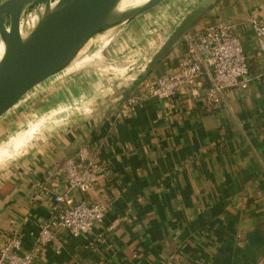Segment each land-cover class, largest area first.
<instances>
[{
  "label": "crops",
  "instance_id": "0c3cea01",
  "mask_svg": "<svg viewBox=\"0 0 264 264\" xmlns=\"http://www.w3.org/2000/svg\"><path fill=\"white\" fill-rule=\"evenodd\" d=\"M177 1L164 2L157 15ZM199 1L156 24L152 56ZM252 19L264 23V0H217L142 80L106 85L93 77L88 111L49 122L1 167L0 248L11 236L23 251L35 248L55 195L67 191L57 170L87 147L107 170L88 193L70 195L105 205V219L78 237L55 231L34 264H264V56ZM218 23L233 27L249 58L257 79L248 89L227 90L215 104L208 85L183 88L172 102L145 99L116 117L142 83L179 67L189 36ZM48 82L0 118V147L49 105Z\"/></svg>",
  "mask_w": 264,
  "mask_h": 264
},
{
  "label": "water",
  "instance_id": "95a60500",
  "mask_svg": "<svg viewBox=\"0 0 264 264\" xmlns=\"http://www.w3.org/2000/svg\"><path fill=\"white\" fill-rule=\"evenodd\" d=\"M166 1L151 0L124 13L115 12L119 0H5L0 3V42L5 44L0 60V118L41 85L73 69L108 34L95 42L92 39L107 30L111 33L129 27ZM216 1L200 0L194 6L150 58L144 74L151 73L168 56ZM39 7L45 8L44 15L38 24L31 22L36 28L24 39L23 19H32ZM109 40L112 43L114 36Z\"/></svg>",
  "mask_w": 264,
  "mask_h": 264
},
{
  "label": "built area",
  "instance_id": "2783aa9c",
  "mask_svg": "<svg viewBox=\"0 0 264 264\" xmlns=\"http://www.w3.org/2000/svg\"><path fill=\"white\" fill-rule=\"evenodd\" d=\"M251 24L259 51L264 56V23L252 19ZM187 43V52L179 67L161 75L154 84L142 83L140 93L120 106L116 114L118 119L125 118L145 99L172 102L179 90L188 87L208 85L205 89L208 100L218 104L227 90L248 89L257 79L250 74L249 58L232 26L209 25L195 36H189ZM106 170L87 147L80 148L74 157L67 159L56 172V177L67 185V191L55 195L50 217L41 225L35 248L23 251L22 240L11 236L0 248V264H34L42 250L55 241V231H67L78 237L100 226L107 207L87 199L76 201L70 193H88ZM172 264L182 262L174 260Z\"/></svg>",
  "mask_w": 264,
  "mask_h": 264
},
{
  "label": "rangeland",
  "instance_id": "374dc122",
  "mask_svg": "<svg viewBox=\"0 0 264 264\" xmlns=\"http://www.w3.org/2000/svg\"><path fill=\"white\" fill-rule=\"evenodd\" d=\"M191 1H177V3L173 4L174 7H171L170 11L166 9L168 11H165L163 15H157L162 9H154L149 12L150 14L140 19L135 26H132L131 30H129V27L122 30L119 28L114 30L89 52L90 61L67 71L61 77L51 79L48 82L51 85L44 92L50 98L49 105L39 107L36 114L33 112V116L28 119V121L33 123L17 131L0 147V155L4 153L0 157V165L20 153L21 150H24L34 135L40 129L48 126L49 122L59 121L66 115H72L73 113L88 111L91 108L89 105V101L92 98V96H89L92 89L91 85L95 83L93 77L96 76L102 79L101 81H104L106 85L108 82L113 83L125 80L128 77L133 78L132 80L130 79L131 82L142 80L141 76L145 73L153 53L150 49L152 39L158 37L154 36L151 38L152 34L157 33L156 29H158V26L156 24L158 23L159 26L167 24L174 17L173 14L175 12L179 13L180 9L187 7V3ZM113 36L114 40L110 43L109 39ZM104 42H106L105 45L103 44ZM95 53L96 57L93 56ZM81 72L84 73L80 75ZM84 85L85 89L81 88ZM79 88L80 90H78ZM61 90H66L67 92L65 93L67 95H63ZM78 93L83 94L79 96ZM24 133L26 134V139L18 145V140L22 135H25ZM6 150L10 152L5 154Z\"/></svg>",
  "mask_w": 264,
  "mask_h": 264
},
{
  "label": "bare ground",
  "instance_id": "6f19581e",
  "mask_svg": "<svg viewBox=\"0 0 264 264\" xmlns=\"http://www.w3.org/2000/svg\"><path fill=\"white\" fill-rule=\"evenodd\" d=\"M151 0H119L117 6H116V9H115V12L116 13H124V12H129V11H133V10H136L144 5H146L148 2H150ZM54 6V5H53ZM52 6V7H53ZM44 12H45V8L44 7H39L38 8V11L34 14V17L31 19V17H25L23 19V26H22V35H23V38L24 39H27L31 36V34L33 33V31L35 30V24H38L39 21L42 19V16L44 15ZM35 22V24H32L31 22ZM110 33V30H107L106 32H104L103 34H100L98 35L97 37H95L94 39H92L93 41L95 40H99L101 38H103L105 35L109 34ZM91 40V41H92ZM91 41H89L88 45L91 43ZM94 41V42H95ZM99 51V50H98ZM97 51V52H98ZM5 52V44L3 42H0V60L2 59L3 57V54ZM89 54V53H88ZM94 57H96V53L93 54ZM91 60V56H87L85 57L83 60H81L77 65H75L73 67V69H75V67H77L78 65L82 64V63H87L88 61ZM146 67V66H145ZM114 69V68H113ZM25 134V133H24ZM26 139V134L25 135H22V137L18 140V145L21 144L22 142H24V140ZM23 150H21L22 152ZM8 152L10 151H7L5 152V154H7ZM4 155L1 154L0 157ZM5 163V162H4ZM2 163L0 165V168L3 166Z\"/></svg>",
  "mask_w": 264,
  "mask_h": 264
}]
</instances>
